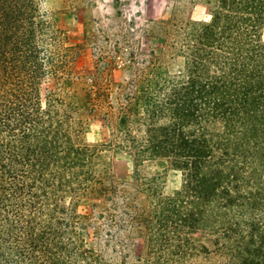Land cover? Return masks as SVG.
<instances>
[{"label": "trees", "instance_id": "1", "mask_svg": "<svg viewBox=\"0 0 264 264\" xmlns=\"http://www.w3.org/2000/svg\"><path fill=\"white\" fill-rule=\"evenodd\" d=\"M208 3L206 21L158 29L176 71L132 52L135 73L119 86L102 145L181 174L171 194L142 182L144 207L96 176L99 147L67 109L76 48L42 0H0V264H264V0ZM87 195L97 202L81 212ZM95 222L109 239L119 230L123 248L136 234L143 251L107 259L86 240Z\"/></svg>", "mask_w": 264, "mask_h": 264}, {"label": "rangeland", "instance_id": "2", "mask_svg": "<svg viewBox=\"0 0 264 264\" xmlns=\"http://www.w3.org/2000/svg\"><path fill=\"white\" fill-rule=\"evenodd\" d=\"M42 5L61 30L66 44L77 50L75 77L64 95L67 109L84 123V140L99 147L96 176L106 184L117 185L126 199L139 206L149 204V197L141 188L148 179L155 178L164 194L174 192L181 185V174L167 159H139L132 151H118L102 144L110 140L116 127L119 86L135 73L129 61L131 53L138 60L163 57L169 68L176 71L181 60L165 54L168 46L165 38L157 34L158 29L174 21H206L208 0H42ZM94 82L109 91L111 105L102 100L92 101ZM95 202L96 197L87 195L79 201L78 209L89 211ZM108 229V225L98 222L86 228L88 245L107 259L120 261L126 251L131 258L143 251L141 238L136 234L123 248L119 230L114 228L116 236L109 239ZM192 237L210 245L207 236Z\"/></svg>", "mask_w": 264, "mask_h": 264}]
</instances>
